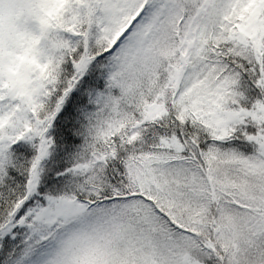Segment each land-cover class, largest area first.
<instances>
[{"label":"snow or ice","instance_id":"1","mask_svg":"<svg viewBox=\"0 0 264 264\" xmlns=\"http://www.w3.org/2000/svg\"><path fill=\"white\" fill-rule=\"evenodd\" d=\"M0 264H264V0H0Z\"/></svg>","mask_w":264,"mask_h":264}]
</instances>
